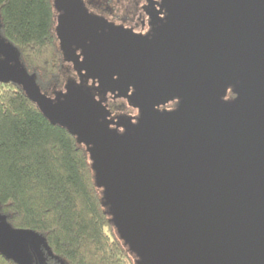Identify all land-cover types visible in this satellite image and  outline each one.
I'll use <instances>...</instances> for the list:
<instances>
[{"label":"water","instance_id":"water-1","mask_svg":"<svg viewBox=\"0 0 264 264\" xmlns=\"http://www.w3.org/2000/svg\"><path fill=\"white\" fill-rule=\"evenodd\" d=\"M55 6L60 48L85 84L45 94L1 35L0 83L87 147L137 264H264V0H181L152 37L107 27L78 0ZM108 93L139 109L135 123L112 119ZM32 251L53 257L0 213V253L32 264Z\"/></svg>","mask_w":264,"mask_h":264},{"label":"trees","instance_id":"trees-1","mask_svg":"<svg viewBox=\"0 0 264 264\" xmlns=\"http://www.w3.org/2000/svg\"><path fill=\"white\" fill-rule=\"evenodd\" d=\"M55 24L52 0H0L1 37L48 95L66 78ZM117 99L116 111L134 112ZM92 164L87 147L52 125L20 86L0 83V213L12 228L44 238L53 255L47 264H137L103 204ZM0 264L17 263L0 253Z\"/></svg>","mask_w":264,"mask_h":264},{"label":"flooded vegetation","instance_id":"flooded-vegetation-1","mask_svg":"<svg viewBox=\"0 0 264 264\" xmlns=\"http://www.w3.org/2000/svg\"><path fill=\"white\" fill-rule=\"evenodd\" d=\"M79 3L84 7L85 11L90 14L95 19L100 20L105 26L111 28H123L130 30L136 34L143 36H154L157 35L158 31L164 26L169 16L170 11L179 4L181 0H78ZM54 8V18L56 21L55 24V33L56 27L58 25V19L60 16L64 15L65 11L60 10L55 6V0H52ZM58 47L62 54V67L66 69V78L65 84L68 81H74L80 83L82 80L85 84L86 78L82 77L79 72V66L75 61L70 59L67 56H64L61 48L60 42L58 40ZM81 50L77 51V54H80ZM82 59V58H81ZM89 84H92V81H88ZM65 84L63 87H65ZM94 88L96 86H93ZM230 89L227 97L224 98L225 101H230L234 99L235 95L231 92ZM100 92V91H99ZM99 92H96L99 94ZM232 93L234 96L229 97V94ZM108 107L112 111V119L122 120L123 124L128 125V121L132 120L134 123L138 117L139 109L132 105L127 98H124L128 101L129 105L134 109L132 114H116V108L110 103L115 99L111 93H108ZM179 103L178 99L170 102L166 106H161L158 109L161 111L164 110H174L177 108ZM120 132H124V128L120 126ZM45 255V251H43ZM42 254V255H43ZM47 257V254L45 255ZM48 259V258H47ZM47 263V260H46ZM32 264H40V256L38 252L32 251Z\"/></svg>","mask_w":264,"mask_h":264},{"label":"rangeland","instance_id":"rangeland-1","mask_svg":"<svg viewBox=\"0 0 264 264\" xmlns=\"http://www.w3.org/2000/svg\"><path fill=\"white\" fill-rule=\"evenodd\" d=\"M54 92H55L54 90L51 91V93H52V94H51L52 97L54 96V95H53ZM51 95H50V96H51ZM118 100H119V99H115L114 102L116 103V101H118ZM110 104L112 105V102H111ZM118 113H119V112L116 111V114H118ZM126 114H128V113H126ZM131 114H132V113H131ZM133 258H134V257H133ZM134 260L138 263V260H136V258H134Z\"/></svg>","mask_w":264,"mask_h":264}]
</instances>
